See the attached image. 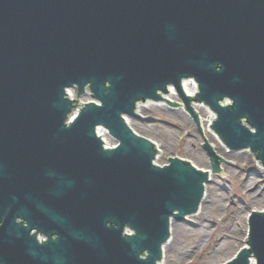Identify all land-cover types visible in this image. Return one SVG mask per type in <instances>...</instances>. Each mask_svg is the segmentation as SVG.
I'll list each match as a JSON object with an SVG mask.
<instances>
[{
  "label": "water",
  "instance_id": "obj_1",
  "mask_svg": "<svg viewBox=\"0 0 264 264\" xmlns=\"http://www.w3.org/2000/svg\"><path fill=\"white\" fill-rule=\"evenodd\" d=\"M171 85L197 122L194 100L230 149L264 165V0H0V264H160L209 173L177 157L157 165L125 116ZM86 87L99 103L68 122L67 88ZM99 126L119 145L106 148ZM248 245L226 264H264V212Z\"/></svg>",
  "mask_w": 264,
  "mask_h": 264
},
{
  "label": "rangeland",
  "instance_id": "obj_2",
  "mask_svg": "<svg viewBox=\"0 0 264 264\" xmlns=\"http://www.w3.org/2000/svg\"><path fill=\"white\" fill-rule=\"evenodd\" d=\"M189 87L195 91L193 85ZM170 99L182 102L177 95ZM199 104L201 113L196 112L205 120L200 121L202 133L217 153L232 164H222L227 177L220 173L212 174L202 211L186 221L174 220L179 227L173 231V244L164 247L163 264H223L245 245L249 213L255 209L264 210V166L261 161L250 149L243 152L226 146L207 122L208 115L212 113L216 119V113ZM141 106V118L127 120L138 134L157 143L161 151L156 158L157 163L165 164L169 160L167 157L178 156L198 168L211 171L209 155L202 146L204 138L184 106H169L167 103L161 106L143 103ZM108 141L114 142L113 138H108ZM242 153L247 154L250 160L240 157Z\"/></svg>",
  "mask_w": 264,
  "mask_h": 264
},
{
  "label": "bare ground",
  "instance_id": "obj_3",
  "mask_svg": "<svg viewBox=\"0 0 264 264\" xmlns=\"http://www.w3.org/2000/svg\"><path fill=\"white\" fill-rule=\"evenodd\" d=\"M190 85H193L195 88H196V82L194 81V80H192V79H185L184 81H183V87H184V89H185V91L188 93V94H190V95H195L196 94V90L195 91H192V90H190ZM170 94L169 93H166V94H164L163 96H165V97H172V96H174V89L172 88V87H170ZM167 95V96H166ZM147 103H152L153 104V102H147ZM165 102L164 101H160V102H156V103H154V104H157L158 106H161L162 104H164ZM204 104V103H203ZM194 105H195V108H196V110H198V107H200V104H196L195 102H194ZM205 105V104H204ZM140 107H142L140 104H139V106H138V113H140V111H141V109H140ZM199 111V110H198ZM200 112V111H199ZM201 113V112H200ZM200 113H199V115H200ZM217 115V114H216ZM201 116V115H200ZM201 120H202V122H204L205 120L202 118V116H201ZM215 120V116H214V114H212V113H210L209 115H208V118H207V122L209 123V124H212L213 123V121ZM127 122H128V124L130 125V120L128 119L127 120ZM213 134V133H212ZM214 146V145H213ZM243 152H245V151H243ZM241 156L240 157H242L244 160H250V158L248 157V155L247 154H245V153H242V154H240ZM254 179V178H253ZM252 182H254V180L252 181ZM202 207H203V204H202ZM199 210H201L202 211V208L201 209H199ZM177 227H179L178 225H176L175 224V221L173 220V221H171V232H172V234H173V231L175 230V228H177ZM176 232V231H175ZM171 239V238H170ZM170 241V240H169ZM173 241H174V237L171 239V241L167 244V246L168 245H172L173 244ZM246 244V243H245ZM162 264H163V262H162Z\"/></svg>",
  "mask_w": 264,
  "mask_h": 264
}]
</instances>
